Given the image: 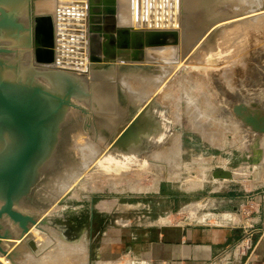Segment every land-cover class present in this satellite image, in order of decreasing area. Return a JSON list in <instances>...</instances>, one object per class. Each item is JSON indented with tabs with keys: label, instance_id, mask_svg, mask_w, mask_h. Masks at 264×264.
<instances>
[{
	"label": "rangeland",
	"instance_id": "1",
	"mask_svg": "<svg viewBox=\"0 0 264 264\" xmlns=\"http://www.w3.org/2000/svg\"><path fill=\"white\" fill-rule=\"evenodd\" d=\"M205 1L208 4L210 3L209 0ZM211 1L212 3L214 2L213 7L215 6L212 12L209 8H196L197 10L195 9V12L192 13V25L194 28L206 22L207 26L205 27L212 29L216 22L208 19H212L213 15L216 14L222 17L229 11V6L222 3L221 0ZM254 4L259 5L255 1L253 2ZM0 6L6 10L3 5ZM1 10L0 8V27H15L20 30L19 32L24 30L17 25L20 21L19 15H17L15 10L10 8L6 11L10 17L6 22L3 21L4 16ZM28 13L32 14V11L30 10ZM102 15L100 18H102ZM209 21L212 22L210 23ZM259 22H256L245 34H234L229 40L217 38L213 52L206 54L207 47H204L205 50L203 48L200 51H196L200 59H195L194 62L190 61V63L183 61L184 65L182 61L178 62V56L183 53V50L180 53L181 49H178V51L180 50L179 52L173 53V49L165 50L167 47L170 48L171 45H158L160 47L159 52L163 53V56L171 57L172 64L170 63V65L172 66L167 65L169 59L166 58L162 59L163 62L161 63V65L168 66L167 69L170 70L168 72L169 76L166 74L168 77L164 78L165 74H163L159 79L152 77L153 79L144 80L140 89L143 91L138 94L132 93L133 91L130 87L122 89V104L118 101L117 98L119 97L115 91L117 71L113 60L104 61L98 58L99 60L90 61L89 82L87 83L89 88L85 91H80V93L84 94L83 97L81 94L76 96L74 95L76 94L74 93L75 86L71 84L65 87L64 90H56L52 84L48 85V83L44 82L31 81V79L20 74L14 76L16 79L9 77V68H11L9 57L12 54V44L9 45L8 43L7 45V42H4L5 40H0V56L2 55L0 57V70L1 72L4 70L3 74L0 72L1 76H3H0V82L4 87L7 84L6 82L11 83L14 88L18 89L22 87V84H25L30 89L41 87L52 91V94L55 93L70 99L71 104H65L61 111L57 113L55 138L53 140L55 144L50 150L49 154L51 156L47 155L48 159L51 157L56 158V162H59L67 154L71 155L73 159L79 156V153L74 148L68 150L69 153L64 152L65 154H63L62 149L64 146L71 144L72 142L70 141L75 140V137L80 144H83L87 138L89 139V134L84 132L77 137V131L71 128L74 121L82 122L84 120L85 123L90 125L91 120H85V117H87L85 112H89L92 120H105L106 116H113L115 121L116 118H122L123 123L126 120L128 123L130 120L135 119L136 109L144 105L149 108L146 111L148 112L147 114H153L160 123L161 134H156L157 137L162 136L161 139L165 141L174 140L177 144L179 142L175 157L170 158V154L167 158L165 156V158L160 159V164L155 165L156 167L153 170L147 169L135 175V170L133 171L132 168L135 164L139 168L141 165L139 162L135 163L133 161V166L128 167L129 163L127 165L125 161H118L121 162V167H118L119 169L116 168L118 172L114 169V174L109 171L108 175H104V173L97 170L91 172L90 170H85L83 174L77 177L78 179L74 180L76 183L73 181L74 183H71L72 186L67 187V191L65 190L64 193L62 191L63 194L50 192L49 186L54 181V178L47 179L42 173L32 189L29 200H25V206L16 204L23 211L31 213L41 208L40 212L38 211L36 214L39 216L45 215L47 218L45 222L40 223V229L37 230L32 227L30 231L33 238L36 232H41V234L39 233L36 236L37 238L35 237L36 240L34 239L36 245H39L38 249L33 250L28 244L23 243L19 239L12 240V242L3 241L5 244H2V246L7 248V254H0L7 262L3 264H156L147 262L138 254L131 240H127L126 233L128 231L135 232L136 229H141L147 224L155 223L158 219L168 216L177 220L181 218L189 222L193 219L192 217H201L206 212L220 211L223 208L221 196L230 188H254V190L264 188V132H261L257 126L255 127L246 122L243 117L248 112V115L254 114L261 123L264 122V23L260 24ZM190 29L193 30V28ZM17 33L18 31L13 35L14 38L17 37ZM211 33H209V36L213 34ZM217 34L220 35V32ZM133 49V53L131 52L130 54L136 57L133 59L134 61L139 62L146 56L145 52H141L140 48L135 47ZM189 50L188 53H190L192 58L193 56L196 58L195 50ZM22 52L24 53V51ZM174 54L178 59L174 60ZM124 55L126 57L129 56L127 45H125L119 56L124 57ZM26 57L28 56L22 58L24 60L19 58L22 62L31 61V58ZM186 57L183 59H186ZM173 60L177 61L175 63H179L178 66H174ZM7 62L8 64H5ZM140 64L149 66L158 63L143 60ZM181 64L182 66H180ZM17 65L15 64L18 70L19 67ZM18 77L22 82L19 81ZM23 79L26 80L23 81ZM16 81L20 83L18 84ZM145 81L152 86L147 85ZM94 82H96L94 85L103 82L107 83L108 100L115 105L112 110L104 104L102 94H98L101 89L92 87ZM197 87L200 89L198 90ZM146 89L147 91H145ZM89 90H92L96 96L97 103L101 106H99L101 108L100 111L89 108ZM152 93L153 96H151ZM131 95L135 96L132 97ZM137 95L138 97H136ZM132 98L134 101L138 100L137 103L132 101ZM147 99L150 100L148 101ZM53 102V99H49L47 104L51 105ZM135 103L137 106L133 108L136 105ZM72 109L77 111L78 114L72 115L70 113ZM145 120H140V123L143 125L147 124ZM120 122L121 120L118 121V123ZM110 128L114 127L110 126ZM85 129L88 130L86 127ZM175 135H178V137ZM4 139L8 141L6 137ZM5 141L4 143H7ZM2 145L4 144L2 143ZM41 168L43 169V166ZM120 168L122 169L120 170ZM217 168L229 169L232 174L233 172H239L238 177L234 179L214 178L212 171ZM69 179L71 180L70 177ZM91 200L94 210L100 211L101 214H109L110 221L108 222L107 230L104 228L99 233L90 232L87 223L88 215L80 210L87 205L90 206ZM28 204L30 209L29 207L27 208ZM63 204L67 205V210L72 207H79L80 210L77 212L67 210L60 212L55 208ZM186 215L189 216L188 219H185ZM6 222L7 220L4 218L0 223L4 224ZM76 237L84 240V242L80 241L74 246L84 250L83 260L68 256V254L60 255V252L54 249L58 240L65 243L66 240L73 241ZM44 239L47 240V245L45 244L46 247H43L42 244V248L40 243ZM82 242L83 244L81 245ZM253 245L254 241L251 238L250 242L242 244L239 249L243 254L248 255L253 250ZM46 250H51L49 252L50 256H47L48 258L44 257L38 260L33 258L43 255ZM53 250L56 253L52 252ZM35 253H37V256Z\"/></svg>",
	"mask_w": 264,
	"mask_h": 264
},
{
	"label": "bare ground",
	"instance_id": "2",
	"mask_svg": "<svg viewBox=\"0 0 264 264\" xmlns=\"http://www.w3.org/2000/svg\"><path fill=\"white\" fill-rule=\"evenodd\" d=\"M209 1L210 3L208 4L205 0H0V5H3L6 8V10H4V8L0 6L2 9L1 11H7L10 8L15 10L17 15H19L20 21L17 25L18 27H21V29H24L22 32H19L20 30L15 27H0V40H5L4 42H7V45L8 43L9 45L12 44V54L9 57L11 60L9 61L11 66V68H9L10 72L7 70L9 72V77L15 78L14 76H18L20 74L23 75V77L26 76L28 79H31V81L34 80L38 83L44 82L48 83V85L52 84L56 90H64L65 87L71 84L75 86L74 93L76 94L74 95L78 96L81 94L83 97L84 94L80 93V91H85L89 88L87 83L89 82L90 61L98 58H101L104 61L113 60L117 71L115 91L119 97L117 99L121 103V94L124 89L130 87L133 91L132 93L138 94L143 91L140 89L142 88L144 80L152 77H157L156 79H159L163 74H165V78L168 75V72H170V70L167 69V65L169 64V66H172L170 65L172 62L171 57L169 58L168 56H163V53L159 52L160 47L158 45H171L170 48L167 47L165 50L173 49V53L178 51V49H181V51L179 50L180 53L183 50V53L178 56V62L182 61L183 63L184 61L190 63V61L194 62L195 59H200L196 51H200L204 47H207L206 54H209L211 51L213 52L217 43L215 41L217 38L229 40L234 34H245L251 27H253L254 24H256V22L260 21V24L264 23V0H221L222 3L229 6V11H227L222 17H220L219 14H216L213 15L212 19H208L216 22L214 28H210L211 30L206 28V22H204L205 25L198 24L199 26L194 28L192 25V13L195 12L194 10L196 8H209L212 12V10H214L213 8H215V6L213 7L214 2L212 3L211 0ZM254 1L259 5H253ZM29 10L32 11L31 16L28 13ZM5 14L6 17L4 16V22L10 19L8 13L6 12ZM101 14H103L102 18H100ZM190 28H193V30ZM17 31L18 35L14 38L13 35H15ZM50 31L52 39L51 41H47L48 37L46 36H48ZM210 32L213 33H211V36H209ZM219 32L220 35L217 34ZM125 45L128 46L129 56L126 57L124 55V57H121L119 55L125 48ZM135 47L140 48L142 50L141 52H145L146 54L141 61L149 60L158 64L146 66L140 64L141 61H139L140 63L138 61H134L133 59L136 57H133L134 55H131L130 53H133V48ZM189 49L195 50V54L197 56L196 58H194V56L192 58L190 53H188ZM22 51H24V53ZM24 56H28L26 58H31V61L28 60L30 61L29 63L28 61L22 62L21 60H24L22 59ZM184 57H186V59H183ZM165 58L169 59V62L167 65H161L163 62L162 59L164 60ZM173 58L174 60L178 59L175 54L173 55ZM175 62L177 61H174V63ZM14 63L18 64V70ZM5 64H8V62ZM178 64L179 63H175L174 66H178ZM180 66H182V64ZM34 76L35 78H33ZM23 77L21 76V78ZM11 78L9 79L10 82ZM176 79H178V77H176ZM25 80L23 79V81ZM20 82H22V80ZM16 83L18 82L16 81ZM95 83L96 82L92 84V87H99V89H101V92L98 94H102V97H104V104L112 110L115 105L112 101L108 100L107 83L103 82L94 85ZM145 83L147 84L146 81ZM150 86L147 87L151 88ZM199 89L200 88H198V90ZM159 90L161 91V89ZM145 91H147V89ZM131 96L134 97L135 95ZM151 96H153V93ZM136 97H138V95ZM132 101H134L133 98ZM137 101L134 102L137 103ZM149 105L150 103L148 104V107ZM136 106L137 104L134 105L133 108ZM143 106L144 105L136 109L137 111L135 114L132 113L135 115V119L134 117L133 119L136 121L129 126L127 131L121 130L117 132L118 127L122 125L123 122L122 118H116L115 121L113 116H106L105 120H92L89 112H85V116L87 115L85 120H91L90 125L85 123L84 120H82V122L74 121L75 123L73 122L71 128H74L77 131L76 136L78 137L84 132L89 134L90 137L89 139L87 138L83 144L77 142L75 137V140L70 141L72 142L71 144L63 147V154H65L64 152L69 153L68 150L74 148L79 153L78 157L73 159L71 158V155L67 154V156L62 157L59 162H56V158L55 160L51 157L50 159H45L44 163L41 162L39 164L40 168L43 166V169L41 168V170L47 179L54 178V181L49 186V190L51 189L50 192L63 194L65 190L67 191V187L72 186L71 183L75 179H78L77 177L83 174L85 170H90V172L97 170L104 173V175H108L111 171L113 173L114 169L121 167V162L118 161H125L127 165L129 163L130 165H128V167L134 162H139V164H141L139 168L136 164L132 168L133 171L135 170V175H138L144 170H153V168L156 167L155 165H158V163L160 164V159L165 158V156L167 158L169 154L171 155L170 158L175 157L179 142L177 144L174 140L165 141L161 139L162 136L160 137L158 135L159 137H157L156 134H161L160 123L153 114H147L148 112L146 111L149 108ZM73 110L74 109H72V111ZM72 111L70 112L69 110L72 115L78 114L77 111ZM144 119L147 121L145 122L147 123L145 125L140 123V120ZM120 120L121 122L118 123ZM109 125L114 128H110ZM85 127L88 128V130L85 129ZM85 130L88 132H85ZM175 136L178 137V135ZM5 137L7 138L6 140L11 141V138L7 136V133H4L0 136V142L2 141L0 143V147L2 143L5 144ZM173 139L175 138L173 137ZM46 143L49 146H52V148L55 144L53 139L48 140ZM121 169L122 168H120V170ZM116 172H118L117 169ZM238 174L239 172H233L231 177L228 179H234ZM45 195H47V193H45ZM28 206L30 205L28 204ZM66 207L67 205L63 204L61 206L58 205L55 208L61 212L63 210H67ZM72 208H68L69 210L67 211L77 212L80 210L79 207ZM10 227L13 230L16 229L14 228V225H10ZM39 233L41 234V232H36V235L34 233L33 234L36 237ZM31 236L33 237L32 233ZM35 237L33 239L36 240L37 237ZM80 241L84 242V240H80L79 237H76L73 241L66 240L67 243H63V241L58 240V242L55 243L56 247H54V249H56L57 252H60V255L64 256V254H68V256L82 259V256L84 257V250L82 248L74 247L76 244L80 243ZM4 244L5 243H3V245ZM40 244L41 247L42 244L43 247H46L47 240L44 239ZM38 246L39 245H37V248ZM50 251L51 250H46L43 255L38 256L39 258L32 257L35 259L37 258V260L42 259L50 256ZM56 251L54 252L53 250L52 252L56 253ZM35 254L37 256V253ZM5 260V258L0 256V263H7Z\"/></svg>",
	"mask_w": 264,
	"mask_h": 264
},
{
	"label": "water",
	"instance_id": "3",
	"mask_svg": "<svg viewBox=\"0 0 264 264\" xmlns=\"http://www.w3.org/2000/svg\"><path fill=\"white\" fill-rule=\"evenodd\" d=\"M3 16L6 17L4 12ZM6 83L5 88L0 82V135L7 133L11 141L0 147V222L5 218L16 229H11L7 222L0 223V254L4 255L7 250L2 246L3 241L19 239L33 250L38 249L30 231L32 227L40 229V223L47 218L36 214L41 208L31 213L23 211L16 204L21 206L25 204V200H29L33 187L42 175L39 164L50 155L52 146L46 142L55 138L57 113L65 104H71L70 99L52 94L48 89H30L25 84L18 89L11 83ZM89 96V108L100 111L101 106L92 90H89ZM49 99L54 101L51 105L47 104ZM243 117L246 122L264 132V122L261 123L254 114L248 115L247 112ZM134 121L136 120L127 123L126 120L118 127L117 132L127 131ZM231 175L232 172L225 168L212 171L214 178L228 179Z\"/></svg>",
	"mask_w": 264,
	"mask_h": 264
},
{
	"label": "crops",
	"instance_id": "4",
	"mask_svg": "<svg viewBox=\"0 0 264 264\" xmlns=\"http://www.w3.org/2000/svg\"><path fill=\"white\" fill-rule=\"evenodd\" d=\"M221 198L220 211L191 216L189 222L160 217L128 231L127 240L144 260L156 264H264V188H230ZM251 202L249 215L242 213ZM249 237L254 245L246 255L239 247Z\"/></svg>",
	"mask_w": 264,
	"mask_h": 264
},
{
	"label": "flooded vegetation",
	"instance_id": "5",
	"mask_svg": "<svg viewBox=\"0 0 264 264\" xmlns=\"http://www.w3.org/2000/svg\"><path fill=\"white\" fill-rule=\"evenodd\" d=\"M4 12L6 13V11H4ZM29 14L31 16V13H29ZM102 17H103V15H102ZM46 37H48L47 41H51V39H52L51 38V31L48 33V36H46ZM35 44H36V42H35ZM80 211H83V213H85V214L87 213V215H88L87 223H88V227L90 229V232L99 233L104 228H106L105 230H107L108 222L110 221L109 214H101L100 211L94 210L92 200H91L90 206L87 205L84 208H82Z\"/></svg>",
	"mask_w": 264,
	"mask_h": 264
},
{
	"label": "built area",
	"instance_id": "6",
	"mask_svg": "<svg viewBox=\"0 0 264 264\" xmlns=\"http://www.w3.org/2000/svg\"><path fill=\"white\" fill-rule=\"evenodd\" d=\"M251 206H252V202L248 204V207L241 209L242 213L249 215ZM250 240L251 237L248 238V242H250Z\"/></svg>",
	"mask_w": 264,
	"mask_h": 264
}]
</instances>
